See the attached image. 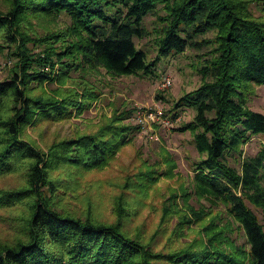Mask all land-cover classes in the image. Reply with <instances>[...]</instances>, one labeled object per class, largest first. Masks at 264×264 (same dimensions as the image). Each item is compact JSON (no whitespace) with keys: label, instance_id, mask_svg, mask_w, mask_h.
<instances>
[{"label":"trees","instance_id":"trees-1","mask_svg":"<svg viewBox=\"0 0 264 264\" xmlns=\"http://www.w3.org/2000/svg\"><path fill=\"white\" fill-rule=\"evenodd\" d=\"M3 1L0 55L13 48L17 70L0 81V178L20 175L24 184L0 189V209L25 204L27 215L21 235L0 244V264H264V229L248 207L264 216V148L252 157L242 150L251 137L264 135V114L248 107L254 87L264 85V19L251 14L252 0ZM253 2L264 8V0ZM151 14L157 24L153 62L134 42L150 35L143 22ZM61 15L70 21L64 31L28 34L32 20ZM210 32L214 37L203 39ZM29 44L43 49L33 53ZM187 48L209 53L198 64L200 85L178 99L171 117L175 120L182 108L194 112L178 129L191 135L200 156L193 164L192 192L182 196L184 202L192 195L223 205L247 249L231 240L230 227L211 222L202 228L198 245L159 254L129 237L119 222L102 224L56 208L60 182L53 174L62 168L90 172L108 166L139 129L123 123L130 113L115 115L97 133L59 142L47 153L23 139L30 125L67 120L97 98L86 81L63 88L73 72L102 68L112 77L150 75L163 58ZM46 83L57 85L50 95L44 92ZM174 169L169 165L167 176ZM146 177L149 183L157 180L152 170ZM189 209L194 220L201 219Z\"/></svg>","mask_w":264,"mask_h":264},{"label":"rangeland","instance_id":"rangeland-1","mask_svg":"<svg viewBox=\"0 0 264 264\" xmlns=\"http://www.w3.org/2000/svg\"><path fill=\"white\" fill-rule=\"evenodd\" d=\"M253 1L255 0L249 6L251 14L256 19H264V8ZM5 10L6 5L0 0V12ZM155 18L156 15L151 14L143 22L150 35L134 39L136 47L146 53L149 62H153L157 56ZM69 25L66 15L55 19L32 20L28 27L33 31H28V34L31 37H41L50 32L64 31ZM213 37L214 34L210 32L203 39L210 40ZM28 48L33 53H39L43 49L32 44ZM208 53L206 48H187L183 53L163 58L150 75L112 77L102 68L70 74L71 78L63 87L65 90L86 81L98 92L97 98L87 102L81 113L74 111L67 120H46L30 125L24 131V140L47 153L51 146L59 142L97 133L101 127L114 120L115 115L124 112L130 113V117L123 123L139 129L130 133L131 141L121 148L105 168L90 172L62 168L55 172L53 177L56 182H60L57 184L58 191H54V203L58 210L102 224L119 222L129 237L147 244L159 254L198 245L203 238L202 228L211 222L218 228L232 229L227 232L231 240L238 247L247 249L243 233L236 228V222L223 205L210 204L206 199L198 200L192 195L184 202L182 196L183 192H192L193 164L200 160V156L191 135L178 129L192 119L194 112L189 108H182L176 111L178 117L175 120L171 117L178 99L200 85L198 64ZM12 54L13 48L5 49L0 55V81L10 79L17 70V58ZM165 76L172 80V85L163 90ZM56 88V84L46 83L43 89L50 95ZM34 92L41 94L42 91L35 88ZM155 107L162 108L165 114L163 122L149 128L138 127L134 112L139 108ZM248 107L264 114V85L254 87ZM261 148H264V135L251 137L242 147L243 156H255ZM172 163L175 169L171 176H167ZM231 165L240 169L239 164L233 160ZM151 170L157 178L155 183H149V178L146 177ZM23 184L24 180L20 175L0 178V189L21 188ZM248 207L264 229L262 211L250 204ZM118 208L122 210L118 212ZM189 208L202 214L201 219L198 217L200 221L194 220ZM26 215L25 204L0 209V244H11L21 235L22 218ZM188 220L193 223H187Z\"/></svg>","mask_w":264,"mask_h":264},{"label":"built area","instance_id":"built-area-1","mask_svg":"<svg viewBox=\"0 0 264 264\" xmlns=\"http://www.w3.org/2000/svg\"><path fill=\"white\" fill-rule=\"evenodd\" d=\"M171 85L172 80L168 76H165L163 78L162 89H168ZM134 119L138 127L149 128L160 121L163 122V111L160 107H155L152 109L139 108L134 112ZM165 123L168 124V122Z\"/></svg>","mask_w":264,"mask_h":264}]
</instances>
